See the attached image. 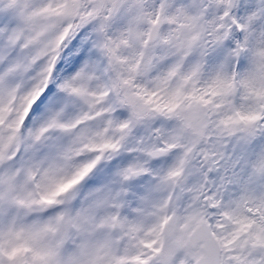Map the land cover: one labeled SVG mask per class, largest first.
I'll list each match as a JSON object with an SVG mask.
<instances>
[{"label":"snow or ice","instance_id":"snow-or-ice-1","mask_svg":"<svg viewBox=\"0 0 264 264\" xmlns=\"http://www.w3.org/2000/svg\"><path fill=\"white\" fill-rule=\"evenodd\" d=\"M0 264H264V0H0Z\"/></svg>","mask_w":264,"mask_h":264}]
</instances>
